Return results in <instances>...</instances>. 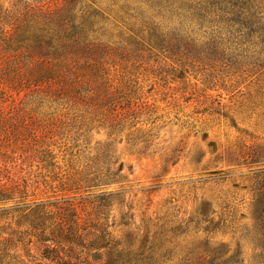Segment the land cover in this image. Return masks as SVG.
I'll list each match as a JSON object with an SVG mask.
<instances>
[{
  "label": "rangeland",
  "instance_id": "rangeland-1",
  "mask_svg": "<svg viewBox=\"0 0 264 264\" xmlns=\"http://www.w3.org/2000/svg\"><path fill=\"white\" fill-rule=\"evenodd\" d=\"M220 1L0 0V181L27 193L25 203L64 197L72 181L91 202L119 193L110 199L106 231L121 245L182 223L174 264L194 249L203 261L264 264V0L248 13ZM73 7L79 24L89 22L85 36L109 48L95 54L101 63L91 51L44 55L60 74L87 77L82 95L98 91L104 72L138 81L148 115L121 117V132L98 123L81 95L70 104L9 81L13 58L2 71L1 52L14 56L23 14ZM108 170L122 185L87 188L90 174ZM16 218L0 217V264H51L43 258L51 243ZM98 236L83 235L91 240L72 247L71 263L111 262L109 249L97 250ZM58 252L67 258L64 248Z\"/></svg>",
  "mask_w": 264,
  "mask_h": 264
},
{
  "label": "trees",
  "instance_id": "trees-1",
  "mask_svg": "<svg viewBox=\"0 0 264 264\" xmlns=\"http://www.w3.org/2000/svg\"><path fill=\"white\" fill-rule=\"evenodd\" d=\"M216 4L217 0H213ZM259 3L253 7L251 3ZM263 3V0H222L219 6L226 9H239L243 13H248ZM77 6V5H76ZM259 7V10H262ZM75 8L67 10L62 15L57 11L40 8L38 11H29L22 15L20 26H18V36L13 43L11 58L9 53L1 52L6 55L2 71L6 69L12 58L17 61V67L8 68L5 74H13L9 81L17 82L19 85L27 84L35 92L44 93L50 90V96L59 101L62 97L67 103H72L73 96L81 95L86 100L85 108H88L101 125L109 128L113 133L121 132L122 127L117 124L121 117L133 118L134 116L148 115L142 108L141 87L138 81L128 79L112 80L110 75L104 72L102 81L99 80L98 91L88 87L89 95H82L80 90L88 81L87 77L81 73L77 78H69L58 72V67L54 59L45 57L44 54L52 51H61L62 56L69 58L74 51L83 53L91 51L95 65L101 61L95 59V54L104 48L109 49L105 44H100L97 39L85 36L84 29L89 26V22L79 24V16L75 14ZM53 46V47H52ZM96 47V48H95ZM95 48V49H94ZM111 50V49H110ZM82 55L77 54L80 58ZM55 87V88H54ZM97 88V85H96ZM95 88V89H96ZM153 124V123H151ZM140 130H138L139 132ZM152 130L146 133V146L152 138ZM36 135H34L35 137ZM47 156L51 157L48 151ZM40 163H43L40 160ZM56 164L54 163V166ZM69 174V173H68ZM91 185L87 188L98 189L102 186L122 185L123 180L118 182L117 174L111 171L100 172V174H90ZM0 181V217L16 215L18 225H26L35 234L37 239L44 238V241L51 243L43 253V258L51 264H73L71 263L72 247L79 242L86 244L92 238L100 241L98 251L109 249L114 256L107 264H174L176 257L174 245L186 235L184 227L177 223H164L157 226L154 233L146 232L135 242H128L121 245L115 242L108 230L107 209L113 203L110 199L120 194L112 191L97 194L91 201L89 195L82 198L80 193L82 187L80 182L72 181L70 187L65 188L66 195L56 198L53 201H41L33 199L30 203H25L28 195L23 191H15L8 183ZM18 194V198L16 197ZM36 198V196H34ZM17 198V199H16ZM14 202L13 206H7ZM111 202V203H110ZM90 208V209H89ZM199 212L193 220L198 221ZM203 216V215H201ZM201 221V220H200ZM210 221V220H209ZM187 223V222H186ZM264 233V229H261ZM218 232V231H217ZM47 233V235H46ZM83 235L91 236L85 241ZM138 243V245H136ZM58 247H62L67 252V258H63L58 252ZM206 255L210 254V249H205ZM71 254V255H70ZM196 254L197 261L190 259ZM178 264H238L230 259L201 260L196 249L186 256ZM243 264V261L240 263Z\"/></svg>",
  "mask_w": 264,
  "mask_h": 264
}]
</instances>
